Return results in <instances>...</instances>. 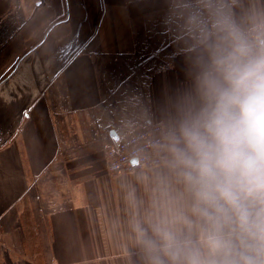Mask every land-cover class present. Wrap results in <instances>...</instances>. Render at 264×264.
<instances>
[{"label": "crops", "instance_id": "0c3cea01", "mask_svg": "<svg viewBox=\"0 0 264 264\" xmlns=\"http://www.w3.org/2000/svg\"><path fill=\"white\" fill-rule=\"evenodd\" d=\"M184 1L112 0L103 27L64 30L73 41L61 43V63L5 67L3 84L15 79L0 93V245H15L8 256L34 264L47 257L46 243L61 264H140L129 221L143 214L157 169L112 174L106 153L125 134L160 124L183 85V12L173 10Z\"/></svg>", "mask_w": 264, "mask_h": 264}, {"label": "clouds", "instance_id": "9594fccd", "mask_svg": "<svg viewBox=\"0 0 264 264\" xmlns=\"http://www.w3.org/2000/svg\"><path fill=\"white\" fill-rule=\"evenodd\" d=\"M181 7L185 80L131 240L140 264H264V0Z\"/></svg>", "mask_w": 264, "mask_h": 264}, {"label": "rangeland", "instance_id": "374dc122", "mask_svg": "<svg viewBox=\"0 0 264 264\" xmlns=\"http://www.w3.org/2000/svg\"><path fill=\"white\" fill-rule=\"evenodd\" d=\"M110 1L112 0H0V93H4L12 86L11 83H15L14 79L12 82L3 84L10 71H14L13 68L21 60L57 59L61 63V43L70 44L69 41H73V37L61 38L64 30L76 29L77 24H81L80 27H84L88 31L103 27L102 23L105 21L103 18L108 12ZM181 5L178 4L173 11L183 12ZM100 14L101 20L97 19ZM183 22L179 21L178 24L183 25ZM48 30H51L49 34ZM86 39L78 40L76 44L84 45ZM37 46L36 51L31 54L30 51ZM7 66H12V69H5ZM21 71L25 70L20 68L18 73ZM36 239L30 240L28 245L30 253L28 252L27 255L32 261L33 257L39 254V252H32L39 248L35 245V242L39 241ZM0 247L4 249V251L0 250V264H26L25 259L24 261L15 258L14 254L16 253H11V256H8L9 249L14 248L15 245L6 244L0 245ZM54 247L56 248V246ZM16 248H20V245H17ZM41 250L42 254L45 253L47 257L40 256V259L35 257L34 264H61L60 261L49 260L50 254L53 252L51 245L48 247V244L45 243V245H41ZM122 263L134 264L135 262L118 260L115 262L93 261L85 264Z\"/></svg>", "mask_w": 264, "mask_h": 264}, {"label": "built area", "instance_id": "2783aa9c", "mask_svg": "<svg viewBox=\"0 0 264 264\" xmlns=\"http://www.w3.org/2000/svg\"><path fill=\"white\" fill-rule=\"evenodd\" d=\"M159 125L151 124L117 140L106 153L112 174H132L156 168L152 144L159 135Z\"/></svg>", "mask_w": 264, "mask_h": 264}]
</instances>
